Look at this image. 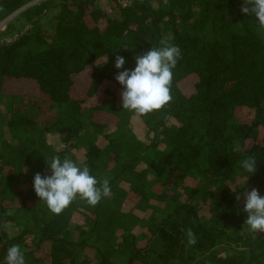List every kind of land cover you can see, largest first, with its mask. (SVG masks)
I'll list each match as a JSON object with an SVG mask.
<instances>
[{
	"label": "trees",
	"instance_id": "obj_1",
	"mask_svg": "<svg viewBox=\"0 0 264 264\" xmlns=\"http://www.w3.org/2000/svg\"><path fill=\"white\" fill-rule=\"evenodd\" d=\"M244 6L0 0V22L26 8L16 22L32 25L14 41L15 23L0 34L10 42L0 46V97L10 102L3 126L17 142L0 141V264L13 245L26 264H264V233L245 228L244 211L246 191L264 196V33ZM165 39L182 52L173 101L136 116L123 109L115 77ZM81 149L80 166L109 178L112 195L54 214L34 177L52 175L46 159L77 162ZM249 156L252 175L241 166ZM13 225L20 231L10 235ZM182 228L195 233L194 246Z\"/></svg>",
	"mask_w": 264,
	"mask_h": 264
},
{
	"label": "clouds",
	"instance_id": "obj_2",
	"mask_svg": "<svg viewBox=\"0 0 264 264\" xmlns=\"http://www.w3.org/2000/svg\"><path fill=\"white\" fill-rule=\"evenodd\" d=\"M245 5L241 9L242 12L254 15L258 21V30L264 33V0H245ZM161 45L136 56L135 69L120 71L115 77L124 88L121 94L123 109L132 111L136 116L162 110L173 101V70L182 59V52L178 46L168 43L166 39L161 41ZM125 63L124 57L116 56L117 69H123ZM46 160L52 175L44 177L37 173L34 177V190L52 213L61 214L78 198L85 200L90 206H96L103 198L112 195L110 179L105 177L98 180L91 174L87 165L80 166L73 159H61L59 155ZM241 166L251 175L255 174L256 158H245ZM244 200V211L248 214L245 228L254 233H264V196H261L258 190L252 189L245 192ZM181 231L186 233L188 246L197 243L191 228H182ZM5 264H26L20 245H13L8 249Z\"/></svg>",
	"mask_w": 264,
	"mask_h": 264
},
{
	"label": "rangeland",
	"instance_id": "obj_3",
	"mask_svg": "<svg viewBox=\"0 0 264 264\" xmlns=\"http://www.w3.org/2000/svg\"><path fill=\"white\" fill-rule=\"evenodd\" d=\"M54 14L53 12H51L50 14V19H48L47 21H44L45 20V17L42 19L44 21V24L46 27H49L50 26V23L53 22L54 20ZM20 15H21V12H17L15 14H13L12 16H10L8 19L9 21V24H14L16 25L17 29H18V32H20L21 34H23L27 29L30 28V25H27V24H23V22L20 20V22H16L19 18H20ZM3 33V32H0V34ZM20 35V34H19ZM18 37V35H17ZM8 103H10L8 100H7V97H0V112H2V115H1V118H0V141L1 142H5L6 145H15L17 144V142L13 141L14 139H12L10 137V135H7V130H5V126H3V123L5 122L6 120V114H7V111H8ZM47 118L49 123L50 124L53 120V116L52 114H50ZM47 124V125H48ZM4 145V144H3ZM83 149L81 150H77V152L75 151L74 154H76L75 156L77 157V163L79 165H81L83 163ZM16 204L19 206V200H18V197H17V202ZM20 227L16 226V225H13L12 228L9 229V234L10 235H14L15 233H18L20 230H19ZM32 239L33 237L32 236H29L26 238V245L28 246H31L32 245ZM222 254V250L220 251Z\"/></svg>",
	"mask_w": 264,
	"mask_h": 264
},
{
	"label": "water",
	"instance_id": "obj_4",
	"mask_svg": "<svg viewBox=\"0 0 264 264\" xmlns=\"http://www.w3.org/2000/svg\"><path fill=\"white\" fill-rule=\"evenodd\" d=\"M25 9H26V8L20 10L19 12H21V11H23V10H25ZM48 12H49V11H48ZM48 12H46V14H47ZM44 16H45V15H44ZM44 16H42L41 19H39V21L42 20V19L44 18ZM31 27H32V25H30V28H31ZM30 28H29V29H30ZM29 29H27L23 34H21L19 37H15V38H14L13 40H11V41H14V40H16V39L22 38V37L28 32ZM9 43H10V42H3V43H0V46L6 45V44H9ZM4 227H5V221H3V224H2L1 229H0V231H1V233H2L3 236H4V233H3ZM4 263H5V261H4L2 264H4Z\"/></svg>",
	"mask_w": 264,
	"mask_h": 264
},
{
	"label": "built area",
	"instance_id": "obj_5",
	"mask_svg": "<svg viewBox=\"0 0 264 264\" xmlns=\"http://www.w3.org/2000/svg\"><path fill=\"white\" fill-rule=\"evenodd\" d=\"M8 20L9 19H7V20H5L3 22H0V32H3L6 29L7 24H9V21Z\"/></svg>",
	"mask_w": 264,
	"mask_h": 264
}]
</instances>
